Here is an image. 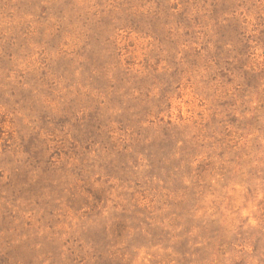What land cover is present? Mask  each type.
Masks as SVG:
<instances>
[{
  "label": "rangeland",
  "instance_id": "rangeland-1",
  "mask_svg": "<svg viewBox=\"0 0 264 264\" xmlns=\"http://www.w3.org/2000/svg\"><path fill=\"white\" fill-rule=\"evenodd\" d=\"M0 264H264V0H0Z\"/></svg>",
  "mask_w": 264,
  "mask_h": 264
}]
</instances>
